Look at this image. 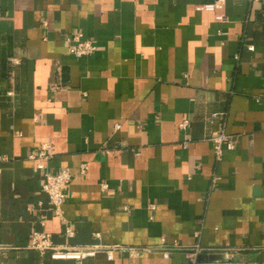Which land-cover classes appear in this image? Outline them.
Listing matches in <instances>:
<instances>
[{
  "label": "crops",
  "instance_id": "obj_1",
  "mask_svg": "<svg viewBox=\"0 0 264 264\" xmlns=\"http://www.w3.org/2000/svg\"><path fill=\"white\" fill-rule=\"evenodd\" d=\"M215 2L0 0V264H71L33 231L81 264H189L195 245L264 264V0ZM77 32L93 54L68 52ZM221 127L234 147L216 162ZM65 168L56 217L41 184Z\"/></svg>",
  "mask_w": 264,
  "mask_h": 264
},
{
  "label": "built area",
  "instance_id": "obj_2",
  "mask_svg": "<svg viewBox=\"0 0 264 264\" xmlns=\"http://www.w3.org/2000/svg\"><path fill=\"white\" fill-rule=\"evenodd\" d=\"M221 7V0H216L214 4V8ZM64 41L67 44L68 52L76 57H81L83 55L93 54L97 46L96 44L84 38L83 34L77 32L75 34L66 35L64 37ZM251 49L252 46H249ZM15 62V61H14ZM217 113L211 114L212 118H215ZM189 120L183 119L180 124L179 128L182 132H186L188 128ZM210 141L212 142V149L215 161L218 162L221 159L223 149H232L234 147V143L230 135L226 134L224 128L221 127L214 132L211 133L209 137ZM188 145V140H184L182 142V146L185 148ZM50 149L49 145H42L40 146L35 153L30 154V158H38L40 160H47L50 157L48 150ZM37 167L44 168V163L39 162ZM85 166L80 168V173H84ZM44 180L41 184L42 191L46 194L47 198L49 199L51 210L54 216L62 217V204L65 198V192L71 182V175L67 168L60 169L55 173H50L47 170L44 172ZM220 179V176L217 174H212L211 176V184L210 190L215 188L216 182ZM104 186V185H103ZM65 233L67 236H71L73 234L72 230L69 227L65 228ZM163 242V239L161 240ZM30 247L36 250H51V257L52 258H68L72 259L71 264H81V259L86 254L85 252H81L78 250H57L52 247L49 241V234L40 232V231H33L30 239ZM114 249H121L126 251L130 256H137L144 251H149L151 247H121V246H113L112 248H108L106 250V255L108 259L112 258V252ZM200 248L198 245L193 246L190 250L186 252L187 257L189 259V264H228V261H220V260H205L198 262L196 261L197 253L199 252ZM233 249H229L225 251V254L230 255V252ZM165 256H167V251L163 252Z\"/></svg>",
  "mask_w": 264,
  "mask_h": 264
}]
</instances>
